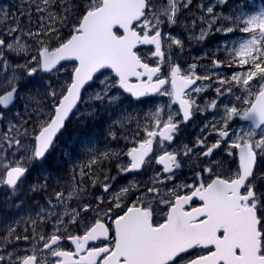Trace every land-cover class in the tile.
<instances>
[{
	"label": "snow or ice",
	"instance_id": "snow-or-ice-1",
	"mask_svg": "<svg viewBox=\"0 0 264 264\" xmlns=\"http://www.w3.org/2000/svg\"><path fill=\"white\" fill-rule=\"evenodd\" d=\"M227 3L195 4L207 28L201 26L194 38L204 40L213 28L249 34L238 47L217 48L227 53L223 60L213 53L212 69H240L230 77L197 74L196 63L185 69L173 60L184 42L163 27L182 26L194 0H19L0 7V153L6 154L0 157V186L15 195L34 167L48 172L29 185L45 200L29 221L31 237L9 227L0 235V264H264V6L215 12ZM141 46L152 47L142 52ZM62 62L71 65L67 80L59 89L49 84V100L40 103L39 93L27 89L30 78L67 70ZM197 81L208 83L193 87ZM86 86L98 91L81 112ZM209 88L216 99L206 107L217 108L226 95L237 103L224 104L221 119L206 123L201 132L210 131L192 146L174 145L180 125L203 111L192 94ZM156 96H167L169 103L147 114L152 126L141 137L137 117L124 105L154 103L149 98ZM21 100L24 111H14ZM173 104L178 110L163 119L164 108ZM109 109H120L119 118L105 120ZM77 113L82 122L99 125L107 139L131 138L135 146L101 150L89 139L77 157L68 152L71 179L61 187L58 180L51 183L45 166ZM236 118L250 127L230 132ZM154 142L163 154H155ZM113 160L118 174L142 175L153 162L163 167L113 192L116 178L105 170ZM186 161H192L191 182L179 175ZM90 188L110 195L90 201ZM20 240L34 241L30 254L19 250Z\"/></svg>",
	"mask_w": 264,
	"mask_h": 264
},
{
	"label": "flooded vegetation",
	"instance_id": "flooded-vegetation-1",
	"mask_svg": "<svg viewBox=\"0 0 264 264\" xmlns=\"http://www.w3.org/2000/svg\"><path fill=\"white\" fill-rule=\"evenodd\" d=\"M252 0H228L227 5H218L215 8V12L217 13H223L224 15H232L233 13H239L240 10H244L245 12L251 10L250 6L258 5L260 4V1L262 0H254L257 3H249ZM12 3V0H0V5L3 4H9ZM215 4L216 0H194V5L190 6V10H185L181 20H182V26L179 27H171L169 28L167 25L163 27L164 32H170L172 35L176 36L177 38L181 39L184 42V49L182 52H179L178 49H175L174 52H179V55H173V60L182 65L183 68L187 69L188 65L192 63H196L198 65L197 69L195 70L197 74H206L210 71H216L221 74V76L230 77L231 74L235 71H239L240 69L236 68L235 66L229 68L226 66H221L217 69H212L211 67V59L213 58V53H216V58L223 60L225 55L227 53H220L216 52L217 48H223L225 45L228 48L232 47H238L239 43L242 42L245 39L250 38L249 34L240 33V32H234L229 33L227 35L223 33H217L215 32V28H213L210 35H208L204 40H197L194 37L200 35V28L201 26L207 28V24L204 23L199 19L200 16L204 15V13L199 9L195 7V4ZM196 19V26L192 27V20ZM186 25V27L184 26ZM221 26L219 23L215 27ZM192 32V33H191ZM152 46H141L142 52H147L148 49H150ZM21 63H23V60H20ZM59 67V66H58ZM163 71L167 72V67H163ZM53 73H39L37 76H34L30 78L31 83L27 84V89L34 93H39V96L37 97L38 100H40V103L46 104L49 100V98L44 97V92L49 84L54 86V81L51 79V76ZM207 84V81L201 82L197 81V85H193V87L198 86L200 84ZM215 86V85H214ZM95 86L89 88L86 86V91L82 92L84 103L80 104L78 107L81 108L85 105H88L89 107L93 102L88 101L86 97H88L91 93V90L94 89ZM24 95V93H22ZM192 97L195 99L196 104L200 106L203 111L197 112L194 117L186 122L182 123L180 125V133L177 136L176 140L174 141V145L179 144H188L189 146H192L194 144L193 139L195 135L202 136L203 133L201 132V129L203 126L208 123L206 119H204V116L207 113L208 108L206 107L210 101L213 99H216V93L214 92L213 88H209L206 91L196 94L193 93ZM154 101V103L150 104H134L131 107H129L128 104L124 105V109H127L128 111L132 112L139 121L140 124V131H141V137H143V128L144 127H151L152 121L148 119L147 114L150 111H154L156 105H167L169 103V98L167 96H156L149 98ZM224 99V100H222ZM221 101H225L226 104L229 102L234 103V97L231 96H224L220 97L218 104H221ZM24 101L21 100L16 103L14 111H24ZM34 106V105H33ZM246 107V106H242ZM179 108L178 104L171 105V108H164V115L163 119H167L166 113L168 111L176 112ZM218 110V109H216ZM101 111L103 112V108L101 107ZM112 112L111 109H109V112L105 114V120L108 119L109 114ZM121 112L120 109H116L114 113V119L119 118V113ZM221 112H223V106L221 108ZM182 116V114H181ZM177 119H180V117H177ZM246 124H245V123ZM233 126L236 124L243 123L247 126H250V122L248 121H241L239 119L234 120L232 122ZM119 127V126H117ZM130 128L135 129L136 122L134 121L131 125H129ZM200 131L201 133L199 134ZM210 131V129L206 130L205 132ZM230 132L234 131L233 129H229ZM204 132V133H205ZM217 137L215 134L209 137V140L214 141ZM92 139L93 143L99 147L101 150L105 149V147L113 150V151H127L128 148L135 146L134 142L131 140V138L127 141L123 139H119L117 141H111L105 137V135L102 134V131L99 127V125H94V123L91 120H88L86 123L81 121L80 113H77L75 117L71 119L70 124L68 125V130L65 132L64 136L61 138L59 147L55 150L52 157H50L48 164L45 166L49 172L52 173L53 179L51 180L52 184H57V180L62 185V178L60 177L61 172L65 170L67 174V183L70 181L71 177L69 175V169L72 167L71 163H68L65 165L64 169H59V162H63L67 159L66 152H71L74 154L76 151H80L78 154L83 152V146L87 144L88 140ZM159 137H157V140ZM165 150L172 151L173 147L169 146L168 142H165L164 146ZM154 150L156 155L163 154V150L160 149L159 145L154 142ZM5 153H0V157L5 156ZM8 159H11V157H8ZM127 157H122V162H127ZM118 161L113 160L111 163L105 165V170L107 171V175L111 177H115V180H112L111 183L113 185V192L119 191L121 187H124L127 185L128 181L136 178L140 180H147L149 176L153 175V173L156 170L162 171V165H157L154 162L149 166V170L142 174L137 176V174H118L116 169V164ZM187 165L191 166L184 167L181 169V172L179 175H182L185 180L188 182L192 181V174H193V167L192 163H187ZM47 176L48 172H41V169L38 167H34L28 177L27 182L21 186L20 190L17 191L15 195L11 193V190L7 189L4 186H0V235H7V229L9 227H13L16 230L17 235H29L31 237L32 235V225L29 222L30 219L37 218V212L39 211V206L43 205L45 203L44 198L42 195L35 194L30 192L29 185L34 183L37 178L41 176ZM67 183H64L65 186ZM59 184V185H60ZM171 186V185H169ZM94 195L91 196V192ZM105 195L109 196V193H102L101 189L98 188H90L89 194L85 197L86 199L92 201L95 199L98 195ZM71 203V202H70ZM25 229H27V232H25ZM34 241H24L20 240L17 241L16 244L21 252H23L25 249L30 250L32 247V244ZM5 245L3 243H0V249H3ZM39 247V245H38ZM8 251L13 250V246L9 245L7 247Z\"/></svg>",
	"mask_w": 264,
	"mask_h": 264
},
{
	"label": "rangeland",
	"instance_id": "rangeland-1",
	"mask_svg": "<svg viewBox=\"0 0 264 264\" xmlns=\"http://www.w3.org/2000/svg\"><path fill=\"white\" fill-rule=\"evenodd\" d=\"M18 2H19V0H12V3L3 4V5H10L11 6V5H14V4L18 3ZM249 3H251V4L252 3H257L258 4V2L254 1V0H252L251 2L249 1ZM3 5H0V7H2ZM261 6H264V0L260 1V4H258V5L250 6V9L251 10H259ZM11 10L13 12H15V8L14 7ZM65 64H66L67 70L62 69L60 72L54 73L51 76V79L54 81L53 88L59 89L60 86L67 80L69 72L71 71V65L67 64V63H65ZM95 91H98V88L96 86L94 87V89L91 90V93H93ZM237 94H239V93H237ZM86 99L88 100V97H86ZM222 100H224V99H222ZM234 103H237V102L235 101ZM224 104H226L225 101H221V104H218L217 108H215V109H213L211 107L208 108L207 113L204 116V119H206L208 123L219 121L221 119L222 115H223V112H221V108H222V106ZM87 106L88 105H85L84 107H82L81 108V112H83L85 109H88L89 107H87ZM242 106L243 105H240V107H242ZM216 109H218V110H216ZM109 115L111 116L112 119H114V113L113 112H111ZM236 119H238V118H236ZM232 124L233 123L231 122V129H233L237 133L240 132L241 128H244L245 130H247L250 127V126L245 125L246 123L245 124H243V123L236 124L235 126H233ZM198 132H199V134L201 133L200 131H198ZM205 134H207V132L203 133V135H205ZM197 137H199V136L198 135L194 136V139H193L194 143H195V140H196ZM79 152H81V149H80V151H76L74 154H72L73 158L77 157L79 155L78 154ZM66 154H68V152H66ZM217 158H219V157H217ZM193 160H195V157H193ZM190 162L192 163V161H186L184 167L187 166V167L191 168V166L187 165V163H190ZM68 163L69 162H68V157H67V159L65 161L59 162V169H62V168L64 169L65 168L64 166L67 165ZM76 163L79 165L81 163V160L80 159H76ZM60 177L62 178V180H61L62 185L59 183L60 184L59 186L63 187L64 186L63 184L67 183V174H66L65 170H63L61 172ZM93 192H91V196L94 195ZM0 229H1V226H0Z\"/></svg>",
	"mask_w": 264,
	"mask_h": 264
},
{
	"label": "water",
	"instance_id": "water-1",
	"mask_svg": "<svg viewBox=\"0 0 264 264\" xmlns=\"http://www.w3.org/2000/svg\"><path fill=\"white\" fill-rule=\"evenodd\" d=\"M62 63H66V62H62ZM82 92H83V90H82Z\"/></svg>",
	"mask_w": 264,
	"mask_h": 264
},
{
	"label": "bare ground",
	"instance_id": "bare-ground-1",
	"mask_svg": "<svg viewBox=\"0 0 264 264\" xmlns=\"http://www.w3.org/2000/svg\"><path fill=\"white\" fill-rule=\"evenodd\" d=\"M93 193H95V192H93Z\"/></svg>",
	"mask_w": 264,
	"mask_h": 264
}]
</instances>
